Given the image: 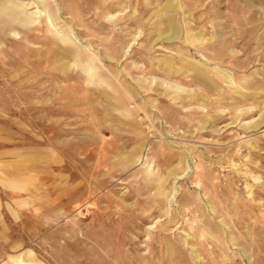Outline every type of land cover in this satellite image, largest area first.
<instances>
[{
    "label": "rangeland",
    "instance_id": "rangeland-1",
    "mask_svg": "<svg viewBox=\"0 0 264 264\" xmlns=\"http://www.w3.org/2000/svg\"><path fill=\"white\" fill-rule=\"evenodd\" d=\"M0 264H264V0H0Z\"/></svg>",
    "mask_w": 264,
    "mask_h": 264
}]
</instances>
